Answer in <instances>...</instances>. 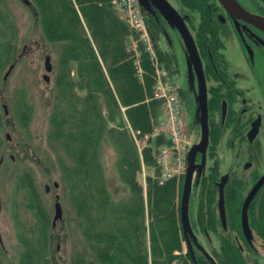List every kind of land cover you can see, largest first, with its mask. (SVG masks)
<instances>
[{"label":"trees","instance_id":"1","mask_svg":"<svg viewBox=\"0 0 264 264\" xmlns=\"http://www.w3.org/2000/svg\"><path fill=\"white\" fill-rule=\"evenodd\" d=\"M181 1L188 7L211 2ZM27 3L33 7L45 40L59 45L47 139L71 159V163L58 159L59 187L73 206L75 225L85 236L94 259L99 264H196L188 248L183 252L182 242L186 241L183 177L170 178L162 184L156 178L158 148L170 142L164 134H154L162 105L153 96L155 65L150 55L141 43L137 54L129 48L132 31L110 0H27ZM142 10L157 62L173 75L177 71L176 57L159 44L160 36L168 37L162 10L146 1ZM198 11L206 13L203 9ZM17 58V25L7 0H0V73ZM180 94L188 100L185 89L181 88ZM15 98L14 115L27 132L32 104L23 92ZM2 108L0 101V127L8 117ZM228 125L234 124L209 123L207 150L213 161L203 181L196 182V187L191 185L186 195L188 215L190 202L196 200L195 210L188 216V228L207 229L219 238L213 256L194 251L198 264H249L237 241L241 236L237 184L234 195L229 191L225 196L226 229L221 227L215 212L214 180L218 176L215 154ZM144 137L146 144L139 150L135 138ZM104 140L115 147L118 175L130 192L121 203L113 201L98 157ZM142 165L154 171V176L145 177V187L137 179ZM17 186L26 191V206L35 220L29 225L17 222L16 238L21 246L17 264H53V224L33 173L23 170L17 177ZM259 213L255 210L251 213V223L264 239V211ZM0 264H4L1 253ZM70 264L88 261L77 251L70 257Z\"/></svg>","mask_w":264,"mask_h":264},{"label":"rangeland","instance_id":"2","mask_svg":"<svg viewBox=\"0 0 264 264\" xmlns=\"http://www.w3.org/2000/svg\"><path fill=\"white\" fill-rule=\"evenodd\" d=\"M145 1L150 4L153 3L152 0H139L140 5L145 3ZM168 1L174 6L177 5V0ZM27 4L24 0H7L8 8L13 14L17 25V49L19 58L12 62L14 66L6 78H4V75L9 64L5 65L0 73V101L1 104L6 105L8 112V117L3 120V124L0 127V138L2 139V146L0 148L1 257L4 264H17L21 250V246L16 238L17 222L21 220L29 225L35 221L32 212L26 206L28 202L26 191L17 186L18 175L23 170L28 169L34 175L36 186L50 216L51 223L54 215L55 195H59L62 218L57 220L55 225H52L53 264H70V257L77 251L85 255L88 264H99L91 254L85 236L75 225L73 206L65 194L62 193V188L59 186L55 188L53 186V182H58L61 185L58 159H65V161L71 163V159L65 152L58 145L50 143L47 139L48 116L53 103V77L58 60L59 45L45 40L40 24L34 15L33 7ZM161 13L168 26V37L160 36L159 44L163 49L173 52L176 57L177 71L172 75V79L177 86L180 111L185 118L187 138L192 147L194 144H197L200 138L199 121L194 118L197 115L198 107L192 105L188 98L186 101V98H183L180 94V89L186 87L196 88L193 52L189 43L180 36L177 26L173 24V21L163 12ZM224 52L229 58L233 69L238 74L240 85L248 89V94L255 99V104L258 108L259 99L262 97L264 91V57L260 53H254L253 61L250 62L238 41L233 38L227 40ZM46 54L50 55L53 65V70L49 73L44 69V58ZM45 73L48 74L49 81L43 79ZM19 92H23L32 104L31 119L27 132L19 126L14 115L16 109L15 96ZM187 106H190L189 109ZM7 134L9 138H7ZM146 138H135L139 150L146 144ZM253 149L255 154L261 155L263 165L264 132L259 135L253 144ZM234 152L235 150L233 148L226 147L224 138H222L217 145V164L219 171L226 172L232 166V155ZM117 156L115 147L107 140L102 141L98 157L104 168L107 188L111 193L113 201L121 203L128 199L130 192L121 182L118 175L116 168ZM156 158L158 165V152ZM212 161V158L207 154L203 166L193 171L190 188L191 185L192 188L193 186L196 187V182L199 181L203 173L208 172L207 169L212 164ZM237 170L241 172V167L238 166ZM148 174L154 176V171L142 165L137 179L144 187L145 177ZM182 177H177V179L180 180ZM46 184L50 186L49 191L45 190ZM195 201V199H192L190 202V217L195 210ZM186 203L183 210L184 224L186 226L184 233L188 236L192 244L197 243V246H199L197 252H206L213 256L212 250H217L219 247L217 237L212 232H209V240H207L201 233L202 231H194L188 228L189 215L188 205ZM144 205L146 211L145 224L147 227L146 199ZM215 212L217 213L216 204ZM147 230L148 228H146ZM146 242L148 243L147 236ZM182 245L183 252H185L187 245L184 240ZM255 245L258 246V254H260V258L256 260V264H264V250L260 249L262 245L256 238ZM246 259L251 263L253 260L252 254H248L247 252Z\"/></svg>","mask_w":264,"mask_h":264},{"label":"flooded vegetation","instance_id":"3","mask_svg":"<svg viewBox=\"0 0 264 264\" xmlns=\"http://www.w3.org/2000/svg\"><path fill=\"white\" fill-rule=\"evenodd\" d=\"M235 1L242 8L241 12H235L226 8L220 0H211L209 3L190 7L186 6L181 0H177L176 6L172 5L169 1L168 2L177 10L183 19L184 24L193 39L194 48L191 46L190 42L184 39L177 29L180 36L189 43L193 52L194 60L197 56L202 66L206 83L208 125L210 122H220L222 124L229 122L234 124L226 126L222 135L226 147L233 148L235 150L232 155L233 163L226 172H221L218 169V176L217 179L214 180V184L217 188L218 200L219 189L217 183L222 175H228V178L223 186L226 222V192L230 191V194L234 195L235 184L239 187V223L241 236L240 238H235H237L239 248L245 259L247 258V252L248 254H252V262L250 263L246 259L247 262H249V264H256V260L260 258V254H258V246L255 245V238L257 241H260L262 245L260 249L262 250H264V239L257 234L256 229L253 227L251 223V213L254 210L257 213L264 211V163L262 165L261 155L255 154L253 144L256 142L259 135L264 132V91L262 93V97L259 99V106L257 108L255 99L248 94V89L240 85L238 74L233 69L231 62L224 51L227 40L233 38L238 41L242 50L248 56L250 62L253 61L254 53H260L264 57V29L254 23L252 18L243 15V12L246 11L264 17V0ZM152 2L154 6L157 5L155 0H152ZM199 9H203L206 13L198 11ZM194 51L196 54H194ZM194 71L196 75V88L186 87L183 89H185L187 97L189 101H191L192 105L198 107V78L195 67ZM211 107L213 109H211ZM194 118L199 121V108L197 115ZM253 123L257 124V127L252 134L250 133V129L252 128ZM195 150L194 164L196 166L194 170H198L202 167L200 166L202 161V152L198 148ZM207 154L208 150H206L205 156H207ZM215 157L217 158V148ZM238 166L241 167V172H238ZM209 167L207 169L208 172ZM208 172L203 173L199 181H203ZM257 183H259V185L252 194L246 209L248 227L251 232V237L248 239L242 229L241 213L247 196ZM217 214L219 218L218 209ZM219 222L221 227L226 229L227 225L223 227L220 218ZM260 226L263 227V224ZM192 230L201 231L198 228H193ZM209 232L212 231L206 229L201 232L207 240H209ZM215 237H217V235H215ZM217 239L219 242L218 237ZM190 243L193 253L194 251L197 252L199 248L197 243Z\"/></svg>","mask_w":264,"mask_h":264},{"label":"built area","instance_id":"4","mask_svg":"<svg viewBox=\"0 0 264 264\" xmlns=\"http://www.w3.org/2000/svg\"><path fill=\"white\" fill-rule=\"evenodd\" d=\"M127 23L132 34L128 38L129 48L138 53L141 43L155 65L154 98L161 101L163 117L154 126L155 133H163L169 144L162 145L158 151V183L185 174L188 164L190 143L187 138L186 122L180 111L177 86L167 69L157 62L154 42L149 32L146 16L139 0H110Z\"/></svg>","mask_w":264,"mask_h":264},{"label":"water","instance_id":"5","mask_svg":"<svg viewBox=\"0 0 264 264\" xmlns=\"http://www.w3.org/2000/svg\"><path fill=\"white\" fill-rule=\"evenodd\" d=\"M25 2H27V0H24ZM157 3V6L160 7V9L162 10V12L169 17L170 20L173 21V24H175L177 26V29L179 30V32L181 33V35L184 37V39H186L188 42H190L191 46L194 48V43H193V39L189 34L188 29L186 28L183 19L181 18L180 14L177 12V10L167 1V0H155ZM220 2L228 9H230L228 7V5L226 4V2L224 0H220ZM244 16H247L249 18L252 19H257V20H263L264 21V17L259 16L257 14L254 13H249L244 11L243 12ZM195 52V51H194ZM196 54V52L194 53ZM196 56V55H195ZM14 64H10L7 71L5 72L4 78L7 77V75L9 74V72L11 71V69L13 68ZM194 67L196 70V74H197V78H198V100H199V112H200V139L198 141L197 144H194L190 150H189V157H188V164H187V169H186V173L184 176V182H183V202L184 204L186 203V195L188 194V191L190 189V182H191V178H192V174L193 171L195 169V149H200V151L202 152V161L200 166H203L204 164V156H205V152L207 150V146H208V141H209V125H208V107H207V98H206V83H205V78H204V74H203V70H202V66L200 63V60L198 59V57L196 56L195 60H194ZM53 68L52 62H51V57L49 54L45 55L44 58V69L47 73L51 72ZM43 79L45 81H49V76L48 74H44L43 75ZM3 108H4V112L7 113V109H6V105L3 104ZM257 127V124L253 123L252 124V128L250 129V133H254L255 128ZM7 138H9V135H6ZM228 178L227 174H224L220 177L219 182L217 183L218 189H219V196H218V200H217V209H218V213H219V218L221 221V224L223 227L226 226V217H225V208H224V197H223V186L225 184L226 179ZM259 183H257L252 191L250 192V194L247 196L243 208H242V213H241V224H242V229L243 232L245 234V236L249 239L251 237V232L250 229L248 227V221H247V205L249 203V200L252 197V194L254 193V191L256 190V188L258 187ZM53 186L55 188H58L59 184L58 182H53ZM50 186L48 184L45 185V190L49 191ZM62 218V208H61V204L59 201V195L56 194L55 195V202H54V215L52 218V224L55 225L57 220H60ZM186 242L189 248V251L191 252L192 258L194 259L195 263H197L195 255L193 253V249L190 243V240L188 238V236H186Z\"/></svg>","mask_w":264,"mask_h":264},{"label":"bare ground","instance_id":"6","mask_svg":"<svg viewBox=\"0 0 264 264\" xmlns=\"http://www.w3.org/2000/svg\"><path fill=\"white\" fill-rule=\"evenodd\" d=\"M226 2V4L228 5V7L235 11V12H241L242 8L237 4V2L235 0H224ZM252 21L254 23H256L259 27L264 29V21L262 20H257V19H252Z\"/></svg>","mask_w":264,"mask_h":264},{"label":"crops","instance_id":"7","mask_svg":"<svg viewBox=\"0 0 264 264\" xmlns=\"http://www.w3.org/2000/svg\"><path fill=\"white\" fill-rule=\"evenodd\" d=\"M161 117V116H160Z\"/></svg>","mask_w":264,"mask_h":264}]
</instances>
